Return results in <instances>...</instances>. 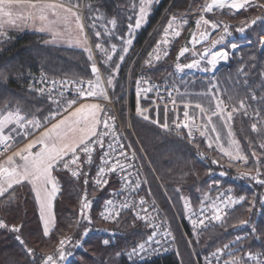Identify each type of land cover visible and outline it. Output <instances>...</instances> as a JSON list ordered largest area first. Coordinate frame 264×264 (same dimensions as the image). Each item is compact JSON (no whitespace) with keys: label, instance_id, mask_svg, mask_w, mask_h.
<instances>
[{"label":"trees","instance_id":"1","mask_svg":"<svg viewBox=\"0 0 264 264\" xmlns=\"http://www.w3.org/2000/svg\"><path fill=\"white\" fill-rule=\"evenodd\" d=\"M85 1H92L97 8L102 11L105 10L108 18L111 16L116 18V30L122 35H125L129 23L133 24L135 21L134 0ZM255 1L264 2V0ZM135 2L138 11V0ZM206 2L207 0H155L152 4L146 21L133 32V42L129 47V52L124 62L121 63L119 74L114 81V87L110 88L123 121H125L126 113L125 78L130 65L134 75L146 73L156 80L174 78L180 84H186L188 93L182 97L184 102L189 100L191 103H201L206 108L212 105L213 100L206 92L207 85L202 79H198L197 74L178 76L173 69L174 63L177 62L178 49L183 41H187V30L193 25L192 16L197 12L198 6ZM170 15H176L178 18L183 15L187 17V23L181 32V37L176 38L167 49L169 55L162 57L159 62L154 61L153 67H148L145 65V61L149 59V53L153 52L156 42L161 39V31ZM206 15L210 20L229 25L231 28L229 31L232 36H227L226 41L221 43L217 49H229V44L232 43L239 46L235 52H232L228 62L222 63L215 71L218 85L226 90L224 91L226 103L230 107L238 106L241 99H246L252 108H259L262 116H264V103L251 100L253 93L256 94L258 100L264 97V50L259 49V38L264 35V22L258 21L243 35L236 31L237 27L242 26V22L264 15V9L250 8L238 13H234L228 8L214 9L212 13ZM130 16L133 17L131 21L129 20ZM5 32L6 35L0 36V74L6 77V79L0 78V112L15 111L19 108L22 114L28 118L36 116L40 119L49 114L50 105L47 97L14 88L10 84L13 77L22 76L28 70L42 69L51 77L92 79L90 62L83 49L46 43V35L28 30H5ZM222 32H218V35H221ZM89 34L92 37V43H95L96 38L90 28ZM187 59H189V55L182 60ZM114 60L118 62L119 55H116ZM110 71L111 69L104 71L106 77ZM230 97L231 99H229ZM206 103L209 104L205 105ZM51 107L54 108V105ZM130 108L132 110L136 108L135 99H131ZM131 115L133 133L156 176L154 177L148 168L144 167L148 188L159 208L156 210L157 214L171 222L180 255L158 256L138 263L129 261L124 255L125 249L146 235L149 229L146 228L143 221H136L132 215L126 214L119 221L118 226L122 229V233L115 240L109 241V244L105 245L103 237L91 228L89 234L82 239V249L67 247L71 255L64 264H194L189 248L158 182L164 189L173 208L178 214H181L184 201L189 199L192 203L199 202L208 181L215 177L209 175V170H216L219 167V165H216L217 168L212 166L214 158L226 163L222 167L227 173L224 178L225 182L234 188L237 198L245 196L246 200L235 206L223 224L206 229L198 237L190 235L189 241H191L190 246L193 251L200 257L218 244L232 239L237 233V229L233 225H237L240 220L250 214L248 209L251 207L253 192L249 179L237 178L239 176L234 172L236 170L235 165L229 168L227 158L222 157L214 146L209 149L204 137L194 143H189L186 134L175 137L150 121H145L133 113ZM253 122V119L237 114L231 124V130L235 139L239 141L241 151L249 157L247 167L254 165L251 157L253 150H256L258 154L264 151L259 147L262 136L253 133L251 130ZM220 127L224 128L222 125ZM132 145L138 154L139 151L133 142ZM138 155L140 156V154ZM139 161L142 162V159ZM247 167L240 169L247 171ZM84 170L91 174V167L85 166ZM54 175L59 182L61 191L53 201L55 224L52 226L49 237L43 236L39 207L30 185L16 186L15 198L12 203L0 204V220H4L9 226L23 225L20 235L27 246L34 249L37 257L54 251L59 239L64 235L73 234L74 239L82 237L80 231L81 228L83 229V225L76 223L81 196L86 191L88 197H93L91 200L94 207L91 216L96 220L99 205L108 190V188L96 190L90 182L85 186L83 177L77 181L64 170H60ZM178 188L180 189L179 192L176 191ZM258 232L263 246L264 210L260 215ZM15 236L16 233L0 229V264H29L31 258L26 255L22 246L15 240ZM117 253H121V255L117 256ZM73 255L77 257L72 259ZM37 264H40L39 259H37Z\"/></svg>","mask_w":264,"mask_h":264},{"label":"snow or ice","instance_id":"2","mask_svg":"<svg viewBox=\"0 0 264 264\" xmlns=\"http://www.w3.org/2000/svg\"><path fill=\"white\" fill-rule=\"evenodd\" d=\"M155 0H138V11L136 10L137 4L134 0L133 11L135 13V24L129 23L128 36L134 29H139L146 21L151 6ZM80 7L79 0H0V36L6 35L5 32V18L6 23L11 26H16L17 21H27L29 19L38 21L40 27L38 31L49 32L52 35L51 41L46 43H56L59 40H67L70 47L82 48L87 54L88 61L90 62V71L92 79H63L60 81H51L50 87L30 88L37 93H47V98L50 105V111L43 119L33 116L23 115L21 109L17 108L15 111L0 112V204H10L14 200V192L16 186L30 185L31 191L35 195L36 203L40 211V221L43 229V236L49 237L52 231L51 226L55 224V217L53 214V201L57 194L61 191L59 182L54 173L60 170L67 171L71 177L79 181L83 177L85 186L88 184L89 172L85 171V166H91L94 163V155L97 154L99 149L100 165L96 172L94 184L99 189H104L109 184L108 176L119 171L122 173L121 182L130 188L132 192H136L141 187V182L136 180L134 183L131 180V173L128 171L134 168L135 165L131 163L137 159V154L132 144L124 145L121 142V136L117 134L115 127V118L107 113L105 107L100 103H81L88 99H103L108 101L110 99L107 88L114 87V81L119 74L121 63L124 62L129 47L132 44L131 38L117 36L115 30L117 27L116 18H112L104 25L103 32L95 31L96 41L94 43L95 52L99 53L103 59L100 61L104 65V71L111 69L106 80L102 79V69L94 61V52L92 46L89 44V39L85 33V23L83 22L80 12L77 10ZM21 9L20 12H14L13 9ZM228 8L234 13L241 10L247 11L250 8L264 9V2H255V0H207L201 7L199 18L195 21L197 26V33H193L192 39L188 42L192 45L194 50L197 44H204L211 39V33L221 28V23L215 20L205 18V13H212L214 9ZM91 9V5H89ZM103 19L100 16L92 17V24L89 26L93 29L96 28V22ZM132 16L129 17L131 21ZM264 22V15L257 16L247 22H242V26L238 27L236 31L243 35L248 29L257 22ZM187 20L173 15L169 18L168 23L164 26L161 33V39L156 42L153 52L149 53V59L145 61V65L153 67V62H159L162 57L169 55L168 48L172 42L180 37V29L183 28ZM110 24L111 28L107 25ZM229 25H223L222 34L215 40H211L210 47H204L203 52L193 51L194 56L199 59H193L189 63H180V58L184 57L190 51L189 47H181L177 53V63L175 64V71L183 73L186 69H197L200 71H214L221 61L227 62L229 53L223 49L211 52L217 45L224 42L227 36H231ZM203 29V30H201ZM121 41V48L115 43H111L113 37ZM107 38V39H105ZM261 46L264 47V40L260 41ZM107 45V47H106ZM238 45L233 44L232 49L235 52ZM119 55V61H115L114 57ZM210 56V58H209ZM206 60L205 67H202V61ZM0 78L6 79L3 74ZM41 80L39 83H43ZM150 80L138 79L137 86V107L136 113L142 116L145 121H150L152 124L158 125L165 131H170L168 123V106H164V121L161 122L159 117V106L157 105V118L152 119L145 113L148 109H143L140 106V96L143 92L145 98L147 93L153 91L151 87H142V85L150 84ZM59 85V87H57ZM158 91V90H157ZM72 92L74 98H67L66 93ZM212 92V89H209ZM169 98L172 96L171 90L168 91ZM207 95V94H205ZM161 99H163L161 97ZM215 101L214 107H204L200 103L193 105L190 101L184 102V119L183 121H176L175 128L177 130L186 129L187 139L189 143L195 142V134L198 133L200 137L205 138V143L209 149L216 145V150L227 158L228 167H233L236 162H241L245 167L249 164V157L245 155L240 147L239 141L234 139L231 130V124L235 115L242 114L246 118H251L254 122L251 124L253 133L262 136L260 149H264V116H262L259 108H252L251 104L246 99H241L238 106H229L224 99L219 95H212ZM231 99V97L229 98ZM252 101L264 103V97L257 99L255 93L251 95ZM173 107H176V100L171 99ZM156 104V101H153ZM54 105V108L51 106ZM78 105V106H77ZM195 108L200 114V123H197V117L190 114L189 109ZM251 111V116H250ZM214 118H218L223 122L224 127L228 129V148H225L222 143L221 131L217 128ZM40 131L39 136L30 140L23 148L12 152L11 155L7 153L12 151L15 144L19 141L17 137H28L35 131ZM177 134H180L178 131ZM107 138V150L105 149V142ZM199 147L198 145H196ZM131 149V153L127 151ZM203 154L201 153V156ZM252 160L254 161L253 167H247V171L240 173L239 179H250L257 184L264 185V151L259 154L256 150L251 153ZM213 165H220L217 159L212 160ZM223 167V165H220ZM209 170V175H214ZM227 173L221 171L220 176H225ZM139 176V172H137ZM143 183H147L145 180ZM217 187L219 183L217 182ZM177 192L180 189H176ZM148 195H151L149 192ZM221 192L215 200H211L205 196L201 200V208L199 209V216L195 211L190 210V202L185 200V214L186 218L190 220L193 229V236L198 237L201 230H204L212 222H221L226 216L227 211L234 205L241 204L246 200L245 196L238 198L232 197ZM183 199V198H182ZM260 203L264 207V197H260ZM92 201L87 198V192L81 196L79 218L76 223L82 224L87 222L91 224V217L88 215L87 210L91 208ZM146 205L145 198L141 197L138 201L131 200L116 204L113 200L106 201L105 213L102 217L105 220H116L123 212V210L131 209L136 221H143L146 228L150 229V234L146 240L136 244L128 256L131 258L133 255L139 256L147 254L149 251H155L157 247L162 246L167 241L163 238L171 237V231L164 226V223H157L155 217L149 215V210ZM155 209V202L152 205ZM255 205L248 209L249 212L253 211ZM206 221L208 223H206ZM250 223L249 220H240L236 226H245ZM23 225L9 226L4 220H0V229H6L16 233L15 240L22 246L24 252L31 259L29 264H37L39 259L40 264H64L68 255L71 253L67 250V245L72 243L70 236H62L56 248L51 253L43 254L37 257L34 249L27 246L25 240L20 235ZM91 231L90 228H85L83 237H86ZM256 231L255 226L252 228V233ZM161 237V238H158ZM174 239V238H173ZM247 236H237L231 244H225L223 248H217L211 257H215L217 264L219 258L225 249H229L232 245L239 244ZM105 245L109 244L108 240H104ZM191 245V241H189ZM81 242L77 241L75 247H80ZM121 253H117V256ZM232 258L225 262V264H247V260L258 258L253 253L248 252L243 256H235L230 253ZM247 257V259H245ZM207 264H211L209 257L205 258Z\"/></svg>","mask_w":264,"mask_h":264},{"label":"built area","instance_id":"3","mask_svg":"<svg viewBox=\"0 0 264 264\" xmlns=\"http://www.w3.org/2000/svg\"><path fill=\"white\" fill-rule=\"evenodd\" d=\"M63 79L72 80L75 78L51 77L48 75V73L46 71H44L42 69H35V70H28V71L24 72L22 76L12 78L10 81V84L14 88H20V89H23L25 91L33 92V93H36L38 95L47 97V93H44V94L37 93L36 91L32 90L30 88V86H34L35 88L50 87L51 81H53V80L60 81ZM138 79L150 80V82H151L150 84L142 85V87L153 88V91L147 93V98H145V94L142 92L141 96H140V100L148 103L147 104L148 108L152 110V112L155 116H157V105L159 106V116L161 118V122L164 121V106H165V103H167V106L169 109V111H168V123H169L170 129H171L168 132L174 134L175 136H181L183 134H186V136H187V130L186 129L177 130L175 128V123H174L176 121H183V119H184V115L179 114L180 104L177 101V98L181 93V89L179 88V86L173 82H168L167 80H156V79L150 77L149 75H147L146 73H138L133 77V80H132L133 85H132L131 89H132V92H133L135 97H137L136 81ZM41 80H43L44 82L39 83ZM57 87H59V85H57ZM210 87H212V85H210ZM169 90H171V92H172L171 98H169V95H168ZM107 91L109 93L110 99L108 101H105L103 99H99V101H102L104 103V106H105L107 113L115 118L116 132L118 135L121 136V142L124 145H128L129 143L132 144L131 140H128V138H125L126 134H128V133L132 134L130 126H123L122 125V123L120 121V117L116 111V107L114 105L111 93H110L108 88H107ZM128 91H131L130 88L128 89ZM220 92H221L220 96L223 97L222 91H220ZM65 95L67 98H74V95L72 92H67ZM130 96L133 97L132 93H130ZM161 97L163 99H161ZM171 99L176 100V107H173V105L171 103ZM88 100H91V98ZM153 101H156V104H153ZM193 116L197 117V123H200V119H201L200 116L198 114L193 115ZM178 131L180 132V134H177ZM198 138H199V134L196 133L195 139H198ZM105 149L107 150V138H106V142H105ZM127 151L129 152V154L131 153V149H127ZM9 153H7V155ZM99 155H100V152H99V149H97V154L94 155V163H93V165L89 166V167H92V171H93V173L90 175L93 183H94V179L96 177V172H97L98 167L100 165ZM131 163H133L135 165L134 168L128 169V171L131 173V180L133 183L136 180H139L141 182L140 189L137 190L136 192H132V190L130 188H126V186L121 182L122 173H120L119 171H117L114 174L109 175L108 179L110 182L105 187V188H107V187L109 188L107 191L109 193V195L107 197H105L103 203H101L102 206H101V210H100L99 217H98L100 223H102V224L101 225L93 224L92 225V227H94L93 230L97 231L103 237L104 240H108V241L115 240V238L122 233L121 230L119 229V226L117 225V223L121 220V218L124 216V214L130 212L133 215V213H132L131 209H126V210H123L122 214L116 220H105L102 217V213H105L106 207H108V206H106V201L107 200H113L116 204H119L121 202L131 201V200H137L138 201L141 197H143L146 200L145 207L148 208L149 215L151 217L157 218L156 219L157 223L163 222L164 226L171 231L172 236L163 238L167 242L164 243L162 246L157 247V249L155 251H149L147 254H141L139 256L133 255L130 258L128 256V253L131 251V249L136 244L147 239V236L150 234V231H151L150 230L143 238L136 240L133 243V245H131V247L127 251H125L126 258L133 263H138V262L147 261L151 258L158 257V256H169V255L175 256L176 255L175 253L177 252V248L175 246L176 245L175 239H173L174 236H173L172 229L169 225V222L166 220V218L157 214L156 207H155V209H153V207H152L153 202L147 197L148 196L147 185L145 183H143L145 181V178H144L143 170L141 168V164H140L139 159L137 158L136 160L131 161ZM147 165L149 166L148 163H147ZM137 172H139V176L137 175ZM261 178L264 179L263 176ZM209 181H210V183H208L209 189L205 192V196H208L211 200H215V198L221 192H223L226 194L225 198H227V195H229L230 192H229L228 188L223 186V183L224 184H226V183L222 178H218L217 176H215V177H212ZM217 182L219 183V187L216 186ZM257 186L260 187V191H258V203L255 205V208L253 209V215H250L249 218L246 219V220H249L250 223L248 225H245V226H237L236 227L237 233L235 234V236L231 240L218 244L213 249L204 253L200 257H198L196 254L191 252V256H192L193 262L195 264H207V262L205 260L206 257H209L211 259V264H217L216 258L211 257L210 254L214 253L217 248H223V246L225 244H231V242L234 241L237 236H247V239L243 240L239 244L232 245L229 249H225L219 258V264H225L226 261L230 260L232 258L230 253H234L235 256L239 257V256H243L245 253H248V252L253 253L254 256H256L258 258H255L252 260H247V264H264V245L263 246L261 245V236L258 232V224H259L260 215L262 213V210L264 209V207H262V205L260 203L259 198L264 197V185L257 184ZM184 207H185V204H184ZM234 207H235V205L232 206L231 208H229L227 213H229L232 209H234ZM200 208H201V200L195 206L192 203H190V210L195 211L197 213V216H199V209ZM184 210H185V208H184ZM224 219H225V217L222 219L221 222H223ZM177 222L180 224L181 229H183V235H184L185 240L188 241V237L190 235H192V233H193V229H192V225L190 223V220L188 218H186V214L184 213L182 216L178 215ZM221 222H212L211 224L208 225V227L206 229H209V228L213 227L214 225H217L218 223H221ZM206 223H208V222L206 221ZM253 226H255V229H256L254 234L252 233ZM92 227H90V229ZM206 229H204V230H206ZM204 230H201V231H204ZM81 238L82 237H76L75 239L77 241H80ZM158 238H161V237H158ZM245 259H247V257H245Z\"/></svg>","mask_w":264,"mask_h":264},{"label":"rangeland","instance_id":"4","mask_svg":"<svg viewBox=\"0 0 264 264\" xmlns=\"http://www.w3.org/2000/svg\"><path fill=\"white\" fill-rule=\"evenodd\" d=\"M73 2H76V0H73ZM255 2H257V1H255ZM257 3H259V2H257ZM79 4H80V7L77 9L79 12H80V15H81V18H82V20H83V22L85 23V33L87 34V36H88V39H89V44L92 46V48H93V52H94V61L98 64V66L99 67H101V69H102V79L103 80H106L107 79V77H106V75L104 74V69H103V66L104 65H102L101 63H100V61L103 59V57H101L100 56V54L99 53H96L95 52V48H94V43H92L93 41H92V37H90V34H89V28H90V30H91V32H92V34H93V36H95V31H101V32H103V30H104V25L107 23V21L108 20H110V19H112V18H114V17H107L106 16V14H105V10H101L100 8H97V6H96V4H94L92 1H85V0H79ZM89 5H91V9H89ZM204 5V4H203ZM203 5H199L198 6V10H197V12L195 13V15L194 16H192V18H193V25L187 30V41H183V43L181 44V46L179 47V49L181 48V47H185V46H187V47H189V49H190V51L188 52V53H186L185 54V56L184 57H186L187 55H189V59H187V60H182L184 57H181L180 58V60L181 61H179L180 63H184V64H186V63H189V62H191V60H193V59H199V57L198 56H194L193 55V51H196V52H203V49H204V47H210V45H211V40H215V39H217L220 35H218V32L220 33V31H223V25L224 24H221V28L220 29H218V30H216L215 32H212L211 33V36H215V37H212L209 41H207V42H205L204 44H197L196 45V47H195V49L193 50L192 49V45L191 44H189L188 42L192 39V35H193V33H197V35H198V32H197V26H196V23H195V21L199 18V15L201 14V12H200V9H201V7L203 6ZM13 11L14 12H20V11H22L21 9H18V8H16V9H13ZM207 13H205L204 15H205V18H207V19H209L208 18V16L206 15ZM95 16H100V17H102L103 19H101V20H99V21H97L96 22V28L95 29H93V28H91V27H89L91 24H92V22H93V20H92V17H95ZM172 15H170V17H171ZM183 16V15H182ZM169 17V18H170ZM181 17V16H180ZM183 18L185 19V20H187V17H184L183 16ZM31 20V19H30ZM169 20V19H168ZM168 20L166 21V23H165V25L164 26H166L167 25V23H168ZM33 20H31L30 22H32ZM17 23L19 24L20 22L19 21H17ZM135 24V21H134V23H133V25ZM186 24H184V26H185ZM226 25V24H225ZM17 26V25H16ZM16 26H14V27H16ZM163 26V27H164ZM184 26H183V28H184ZM107 27L108 28H111V25L110 24H108L107 25ZM156 28V27H155ZM183 28H181L180 29V32H182L183 31ZM238 28V27H237ZM236 28V29H237ZM22 29H23V27H22ZM164 29V28H163ZM163 29H162V31H161V33L163 32ZM6 30V29H5ZM136 29H134L133 31H132V33H131V36L129 37L127 34H128V32H129V28L127 27V30H126V32H125V35H122L121 33H119L117 30H115V34L117 35V36H123V37H125V38H133V32L135 31ZM201 30H203V29H201ZM229 30H231V28L229 27ZM41 34H44V35H46V41H51L52 40V35H51V33H49V32H47V33H41ZM232 36V35H231ZM231 36H228V37H231ZM264 36V35H263ZM263 36H261L260 38H259V49H261V50H264V49H262L261 48V43H260V41H261V39H262V37ZM180 37H181V35H180ZM226 41V39L224 40V42ZM223 42V43H224ZM111 43H115L116 45H117V47H118V51H119V49L121 48V41L120 40H117L116 38H115V36L113 37V39H112V41H111ZM51 44H55V45H67V46H69V44H68V42H67V40H59V41H57L56 43H51ZM233 44H236V43H232V44H229V49H227V48H220V49H217V47H220V45L221 44H219V45H217L214 49H211V52H215V51H219V50H221V49H223V50H225V51H229V50H233L232 49V45ZM76 48H78V47H76ZM80 49H82V48H80ZM179 49H178V52H179ZM233 52V51H232ZM229 53V52H228ZM177 56V55H176ZM230 57V56H229ZM209 58H210V56H209ZM177 63V62H176ZM176 63H174V66H173V69L175 70V64ZM222 63H225L224 61H221L220 62V64L218 65V66H220ZM205 66H207L206 65V60L205 61H202V67H205ZM218 66H217V68H218ZM215 71L216 70H214V71H209V72H205V71H200V70H197V69H192V70H185L183 73H177L176 71V74L178 75V76H183V75H194V74H197L198 75V79H202L205 83H206V87H207V93H208V95L212 98V95H213V93L214 94H217V95H219L220 96V91H222V95H223V97H221L220 96V98H222V99H224V101L226 102V100H225V92L224 91H226V90H223L222 89V86H220V85H218V83H217V78H216V76H215ZM109 74H107V76H108ZM135 75L132 73V71H131V65H130V67L128 68V70H127V72H126V78H125V104H126V113H125V121H123V119H122V116H121V114H120V112H119V110H118V108H117V105H116V102L114 101V98H113V96H112V94H111V96H112V99H113V102H114V105H115V107H116V111H117V113H118V115H119V117H120V121H121V123H122V125L123 126H130V129H131V133L132 134H130V133H128V134H126L125 135V138H128V140H131L134 144H135V147L138 149V151H139V153L138 154H140V156L137 154V158L138 159H142V162L140 161V164H141V168H142V170H143V174H144V167H146V168H148V170H149V172L154 176V177H156L155 176V173H154V170L152 169V167H151V165H150V162L148 161V159L146 158V156H145V154H144V152H143V150H142V148H141V146H140V144H139V142L137 141V139H136V137H135V135H134V133H133V129H132V124H131V114L133 113V115H136V116H138L137 115V113H136V108L134 109V110H132L131 108H130V101H131V99H135V103H136V107H137V97H135L134 96V94H133V92H132V85H133V83H132V80H133V77H134ZM15 77H19V76H15ZM14 78V77H13ZM168 82H173V83H175L176 85H178L179 86V88L181 89V93H180V95L178 96V98H177V101H178V103L180 104V107H179V114L180 115H184V107H183V103H184V100L182 99V97L183 96H186L187 95V93H188V88H187V85L186 84H180V82H178L176 79H169V80H167ZM210 85H212V87H210ZM130 88V90L131 91H128V89ZM109 89V91L111 90L110 88H108ZM209 89H212V92L210 93L209 92ZM111 93V92H110ZM130 93H132V96L133 97H131L130 96ZM131 97V98H130ZM130 98V99H129ZM213 100V99H212ZM186 101V100H185ZM189 101V100H188ZM81 103H100L101 105H103L104 106V103L102 102V101H99V100H95V99H91V100H85V101H81ZM144 103V104H143ZM148 103L147 102H145V101H141L140 100V106H141V108H143V109H148V111L145 113L146 115H149L152 119H156L157 118V116H155L154 114H153V112H152V110L151 109H149L148 108V105H147ZM193 105H195L196 103H192ZM201 104V103H200ZM209 103H206L205 105H208ZM203 105V104H202ZM78 106V105H77ZM204 106V105H203ZM209 106H211V107H214L215 106V101L213 100V103H212V105H209ZM209 106H207V107H209ZM105 107V106H104ZM205 107V106H204ZM189 112H190V114L191 115H199L200 116V114H199V112H198V110L197 109H195V108H190L189 109ZM139 117H141L142 118V116H139ZM159 119H160V121H161V118H160V116L158 117ZM214 120H215V123H216V126H217V128L221 131V136H222V143L224 144V146H225V148H228V135H227V131H228V129L227 128H225L224 127V124H223V122L222 121H220L218 118H214ZM129 123V124H128ZM156 125V124H155ZM223 126L224 128L222 129L220 126ZM158 126V125H157ZM159 127V126H158ZM160 128V127H159ZM162 129V128H161ZM163 131H165L164 129H162ZM41 131H43V130H41ZM165 132H167V133H169L168 131H165ZM34 133H36V131L34 132ZM170 134H172V133H170ZM173 136H175L174 134H172ZM182 136V135H181ZM175 137H179V136H175ZM200 138H202V137H200L199 136V138L198 139H195V141L196 140H199ZM234 139H235V137H234ZM214 147H215V150H216V145L214 144L213 145ZM134 148V147H133ZM135 149V148H134ZM136 151V150H135ZM217 151V150H216ZM214 159H216V158H214ZM147 163L149 164V166L147 165ZM226 163L225 162H220V165H223V167H224V165H225ZM219 165V167H218V169H213L212 170V172L213 173H215L214 174V176H217L218 178H222L223 180H224V178L226 177V175L225 176H220L219 175V173L221 172V171H225V169H223L221 166ZM213 167H216V165H212ZM235 171L234 172H236V174H237V176H239L240 175V173H242V172H245L246 170H241L240 168H242V167H245L241 162H236V164H235ZM217 168V167H216ZM237 169H239V170H237ZM91 170H92V167H91ZM146 170V169H145ZM93 173V171H91V174ZM70 174V173H69ZM91 174H89V176H88V181L92 184V186L96 189V190H100V189H98L95 185H94V183H93V181H92V179H91ZM264 177V176H263ZM144 178H145V180H146V177H145V174H144ZM211 179V178H210ZM220 180V179H219ZM248 180V179H247ZM225 181V180H224ZM250 183H251V189H252V192H253V199H252V201H251V207H252V204L254 203V205H256L257 203H258V191H260V187L259 186H257V183L255 182V181H253V180H248ZM157 182H158V180H157ZM208 183H210V181H208ZM207 183V186H206V188H205V190H204V192L202 193V197H201V200L205 197V192L209 189V184ZM226 183V182H225ZM146 185H147V190H148V193L150 192L151 193V191L149 190V188H148V184L146 183ZM158 185H159V187H160V190H161V192H162V194H163V196L165 197V199L167 200V202H168V204H169V206H170V208H171V210H172V213H173V216H174V219H175V221H176V223H177V226H178V228H179V230L181 231V233H182V235H183V229H181V226H180V224L177 222V217H178V215H183L184 213H185V210H184V204H185V201H184V203H183V212L181 213V214H178L177 213V211L173 208V206H172V204L170 203V201H169V199L167 198V195H166V193H165V191H164V189L162 188V186L160 185V183L158 182ZM223 186L224 187H226V188H228V190H229V192H230V194H231V196L232 197H234V198H237L236 197V195H235V192H234V188L230 185V184H224L223 183ZM108 188V187H107ZM106 189V188H105ZM109 189V188H108ZM102 190H104V189H102ZM108 191V190H107ZM147 193V194H148ZM109 195V193L107 192V194H106V196L105 197H107ZM104 197V198H105ZM152 202L154 201L155 202V200H154V198H153V196H152V193H151V195H148L147 196ZM87 198L89 199V200H91V198H93L92 196L91 197H88L87 196ZM104 198L102 199V201H101V203H103V201H104ZM187 201H189V199H186ZM92 201V200H91ZM190 203H192L191 201H189ZM200 202V201H199ZM199 202H197V203H192L194 206L195 205H197ZM100 203V205H99V209H98V212H97V217H96V220H94L93 218H92V216H91V211H93V207H94V203L92 202V205H91V208L89 209V210H87V212H88V215L91 217V224H89V223H87V222H83L82 223V225H83V229L81 228V233H82V236H83V233H84V229L85 228H90V227H92V225L93 224H96V222H97V218L99 217V213H100V210H101V206H102V204ZM236 206V205H235ZM155 207H156V210H158L159 208H158V206H157V204H156V202H155ZM235 208V207H234ZM255 208V207H254ZM80 210V209H79ZM79 210H78V218H79ZM234 209H232L229 213H227L226 214V216H225V219H227V217L232 213V211H233ZM264 210V209H263ZM263 210H262V212H263ZM52 211H53V209H52ZM54 214V213H53ZM126 214H130V215H132L130 212L129 213H126ZM126 214H124V215H126ZM250 215H253V211H251L250 212V214L246 217V218H244L243 220H246V219H248L249 218V216ZM133 217H134V215H132ZM225 219H224V221H225ZM168 222H169V225H170V227H171V229H172V232H173V236H174V239H175V246H176V248H177V252L175 253L177 256H179L180 254H179V248H178V244H177V241H176V238H175V234H174V231H173V228H172V225H171V222L168 220V219H166ZM223 221V222H224ZM223 222H221V223H218L217 225H214L213 227H216V226H218V225H221V224H223ZM97 224L98 225H101L102 223H100V221H99V219H98V222H97ZM117 225H119V222L117 223ZM238 225V224H237ZM50 227L52 228V226L50 225ZM237 227V226H236ZM212 228V227H211ZM92 229H94V227H92ZM119 229L121 230V232H122V229L120 228V226H119ZM149 231H150V229H149ZM205 231V230H204ZM201 232H203V231H200V233ZM89 234V233H88ZM193 235V234H192ZM64 236H70L71 238H72V243L71 244H69V245H67L66 247H68V246H72V247H74L75 249H82L83 248V246H82V239H80V242H81V246L80 247H75V244H76V242H77V240L76 239H74L73 238V234H69V235H64ZM145 236V235H144ZM143 236V237H144ZM143 237H141V238H143ZM84 238V237H83ZM183 238H184V235H183ZM140 239V238H139ZM189 239H190V236L188 237V241H186L185 240V238H184V240H185V242H186V244H187V246H188V248H189V251H190V254H191V252H193L194 254H196L194 251H193V249H192V247L190 246V244H189ZM138 240V239H137ZM231 240V239H230ZM110 241H112V240H110ZM229 241V240H228ZM225 242H227V241H225ZM224 243V242H223ZM58 244V243H57ZM133 245V244H132ZM57 246V245H56ZM131 246H129V247H127L126 249H125V251H127L129 248H130ZM125 251H124V255H125ZM175 255V256H176ZM69 256L70 255H68L67 256V258H69ZM73 257H77L76 255H73L71 258L72 259H74ZM126 257V256H125ZM192 257V256H191ZM66 258V259H67ZM66 261V260H65ZM65 261H64V263H65ZM195 264V263H194Z\"/></svg>","mask_w":264,"mask_h":264},{"label":"crops","instance_id":"5","mask_svg":"<svg viewBox=\"0 0 264 264\" xmlns=\"http://www.w3.org/2000/svg\"><path fill=\"white\" fill-rule=\"evenodd\" d=\"M30 21H31L30 19L27 20V21H19L20 23L19 24L17 23V26L14 27V26L8 25L6 23V18H5V29L6 30H15V31L28 30V31L36 32V33H47V32L38 31V28L40 27V24H39L38 21H32V22H30ZM22 27H23V29H22ZM63 46H67V45H63ZM232 51L233 50L228 51L229 52V56L232 54ZM227 62H225V63H227ZM41 130H43V129H40L39 131H36V133H33L32 135H30L28 137H23V136L17 137V140L19 142L15 144V147L12 148V151L8 155H11L12 152L17 151L20 148H23L27 143H29L30 140L36 139L39 136Z\"/></svg>","mask_w":264,"mask_h":264},{"label":"bare ground","instance_id":"6","mask_svg":"<svg viewBox=\"0 0 264 264\" xmlns=\"http://www.w3.org/2000/svg\"><path fill=\"white\" fill-rule=\"evenodd\" d=\"M261 40H264V36L262 37V39H261ZM261 48H262V49H264V47H262V46H261Z\"/></svg>","mask_w":264,"mask_h":264}]
</instances>
